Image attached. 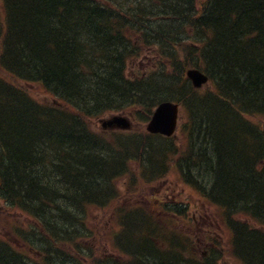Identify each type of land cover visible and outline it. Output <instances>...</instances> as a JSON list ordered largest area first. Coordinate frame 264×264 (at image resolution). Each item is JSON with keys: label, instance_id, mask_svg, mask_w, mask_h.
<instances>
[{"label": "trees", "instance_id": "16d2710c", "mask_svg": "<svg viewBox=\"0 0 264 264\" xmlns=\"http://www.w3.org/2000/svg\"><path fill=\"white\" fill-rule=\"evenodd\" d=\"M152 51L159 70L128 72ZM191 67L212 78L207 90L192 87ZM5 78L37 81L74 110L44 104ZM155 97L184 106L183 143L147 134L111 140L87 122L119 111L148 120ZM246 115L264 116V0H0V189L38 222L22 232L29 244L54 240L52 260L80 264L66 250L79 251L93 233V212L118 198L120 178L152 180L174 166L221 210L235 257L264 264V228L240 218L264 225V129L233 123ZM39 154L48 171L33 164ZM120 219L111 241L133 257L126 264L179 263L158 243L181 244L162 220L152 223L153 213L124 211ZM148 224L155 233L145 239ZM83 250L97 264L96 251ZM8 253L26 259L0 241V256Z\"/></svg>", "mask_w": 264, "mask_h": 264}, {"label": "rangeland", "instance_id": "374dc122", "mask_svg": "<svg viewBox=\"0 0 264 264\" xmlns=\"http://www.w3.org/2000/svg\"><path fill=\"white\" fill-rule=\"evenodd\" d=\"M150 61L151 60H149L148 63ZM156 63L157 61L152 60L149 65L148 64L145 65L144 67L145 69H143L137 63L135 65L134 72L136 75H140V76L147 75L149 71H151V69H154L157 66L158 68L156 70L160 69L161 65L159 66V63H157L158 65ZM150 65L152 66V68ZM164 69H167V68L165 67ZM11 79L12 78H10L9 80ZM17 83L27 87L29 89L30 96L36 97L38 101L45 103V104L47 103L51 105L54 104L55 102L53 100L55 98L54 95H51V93L47 89L45 90V88L41 84H38V83L32 84V83H27L24 81L21 82L19 80H17ZM180 113H181V119L179 123L183 125L185 121L186 113L183 112V110H181ZM108 114L109 113H105L104 117ZM258 117L259 116L249 117V118L250 120L256 121L255 119ZM92 119L93 118L87 119L88 124H90L92 128L95 129L98 133L99 132L103 133L104 129H102L103 127H100V121L97 120V117H95L94 120ZM135 123L139 126L138 128H140V125L143 126L144 124L143 122H141V120L140 121L135 120ZM105 132H104V135H106ZM112 135L113 134L108 133L106 135L107 139L112 140ZM178 139L180 140V136L178 137ZM45 167H46V170L48 171L49 166L46 164ZM169 171L170 172L165 173L163 176L162 175L161 176L157 175V177L155 176L154 179L156 180L152 179L154 180L153 183L147 182L146 179L144 180V182H140L139 181L140 178L138 177V180H136V183L134 182V184H136V187L140 186V189L138 190L136 188V191L130 194L131 198L125 200V203H127L129 207H124V208L126 209V208H130L134 206L131 208V211L134 208H137L140 210L146 209V208L152 209V206L150 205L151 202H153L156 206L159 207V208L157 207L156 208H157V211H159L163 219L164 227L168 228L169 230L171 229L174 232L180 234V236L183 239L181 243L184 245V247L181 249L179 248L176 249L172 247L171 249L166 250L170 252L169 255H172L171 253L174 254L175 252L177 255H180L183 257L191 254L198 258V257H202L206 251L214 249L215 246L220 248L219 247L220 243L221 244L223 243L224 245H226L225 244L226 239H227L226 227L221 225L222 224L221 222L223 221H222V217L219 214V210L215 209L214 206L205 204L202 199H198L199 197H197L198 195H196L194 189L191 186L186 185L185 182H183L181 173L177 169V167L176 169H174V166H171ZM126 183L128 184L127 186L130 187L131 183L129 181L126 182L125 178H122L119 180V186L122 189V193H125V191L127 190L125 186ZM166 203L172 206H175L178 204L179 205L181 204L183 206H188L189 210L187 213L184 214L183 217L180 216L179 214L175 215V214L167 213V210L165 208H167L168 206L165 207ZM138 207H142V208H138ZM172 208L175 209L176 207H172ZM100 213H107L106 208L105 210H101V211L96 210L95 212H93V215L91 217V220H92L91 223H94V219H98L99 217L102 216L100 215ZM41 214H44V213H41ZM109 217H110V213L107 215H104L101 218L102 224L98 225L99 228H102V226H107L111 224V222H109V219H108ZM8 218H12V221H14V223H16L17 221L25 222L28 225L34 223V220L30 216H24L22 212L12 209L4 201L0 200V233L4 235L11 234L10 227H9V223L11 221H7ZM29 219L33 223L30 222ZM246 219L247 221L249 220L252 222V220H250L249 217ZM152 223H155V220L152 219ZM35 225L36 223L33 224L31 227ZM131 226L133 227L132 224H130L129 227L127 226L129 231H131L130 230L132 228ZM145 227H148L150 230L151 228L154 227V224L151 226L150 224H148ZM180 229H182L183 234L180 233ZM98 231L102 232L101 229ZM141 232H144V229H142ZM106 233H107L106 231L102 232L101 237L106 238ZM214 237L218 239L220 243H217V242L212 243ZM99 240L102 241L101 239ZM105 240L106 239H103V241ZM90 241L91 240L87 241L86 243H89ZM21 243L22 241L19 244L22 245ZM103 243H104L103 245L104 247H102L101 250L100 249L95 250L97 253H99L100 251L103 254L109 251L110 253L112 252L113 254L116 253L112 248L111 249L108 248L109 245L107 242H103ZM81 244L84 245V243L82 242ZM82 248L83 246L80 248V250H82ZM71 252L75 258L79 257V255L75 252L73 248L71 249ZM226 254H225V258H223V262L224 263L226 262L225 264H239L235 260H233L230 255H226ZM180 256H177L178 258L176 259H179ZM31 257L38 258L37 254L36 255L32 254ZM146 259H147L146 262H150V260H148V257ZM177 261H179L178 264L185 263L181 259L176 260V262ZM142 262L143 264L146 263L145 261H142ZM80 264H83V262H80ZM139 264H142V263H139Z\"/></svg>", "mask_w": 264, "mask_h": 264}, {"label": "bare ground", "instance_id": "6f19581e", "mask_svg": "<svg viewBox=\"0 0 264 264\" xmlns=\"http://www.w3.org/2000/svg\"><path fill=\"white\" fill-rule=\"evenodd\" d=\"M132 65L134 66L135 64H132ZM52 69H54V68H52ZM129 69H130L128 71L129 73L130 72L132 73L135 70L133 68H129ZM94 76H95V79L98 80V78L95 75V73L93 75V78H94ZM191 85L193 87V84H191ZM155 99L157 101L159 99V97H155ZM173 101H175V100H170V99H163L162 101L158 100L157 103H156L157 104L156 106L161 105L163 102H173ZM246 116H247V118L250 117L248 115H246ZM255 120L256 121L250 120V118H249V120L237 119V120H234L233 123H235L239 127L240 126L242 127L244 125H246V126L260 125L264 129V116H259ZM151 140H153V138ZM37 158H38L37 161L35 160L33 162V164H35L36 167L42 168V170H45L46 169V167H45L46 166V164H45V156L43 154H39L37 156ZM259 165L263 167L264 166V161H261ZM169 169H170V167H169ZM74 196H75V194H74ZM150 205L152 206V209L154 211L157 209L156 208L157 206L153 202H151ZM188 210H189V208L187 209V211ZM94 212H95V210H94ZM53 244H54V240L52 241V239H50L48 237L36 238V239L32 240V245L30 243L23 250L24 252H27L26 256L28 258L24 259L20 255L18 256V255H15L13 253H8L7 255L0 256V264H27V261H28L29 258H31L32 254H35V255L37 254V257H38V258H33V264L42 263V261H46L48 258H50V252H51V249L53 247ZM67 260H73V259H72V257L68 256ZM57 261H60V260H57ZM118 263L119 264H126V263H131V262H130V260L126 259V260L120 261Z\"/></svg>", "mask_w": 264, "mask_h": 264}, {"label": "water", "instance_id": "95a60500", "mask_svg": "<svg viewBox=\"0 0 264 264\" xmlns=\"http://www.w3.org/2000/svg\"><path fill=\"white\" fill-rule=\"evenodd\" d=\"M188 78L191 79L193 85L196 87H201L203 84L207 83L209 77L202 72L200 69H189L187 71ZM179 106L174 102H163L157 107L154 112V116L151 122L148 124L147 130L149 132L164 133L166 135H173L177 127ZM102 127L106 128H123L129 129L130 122L123 116L112 117L102 121Z\"/></svg>", "mask_w": 264, "mask_h": 264}]
</instances>
